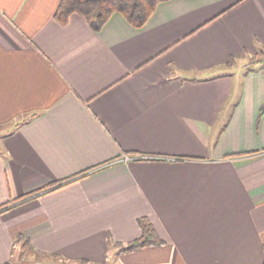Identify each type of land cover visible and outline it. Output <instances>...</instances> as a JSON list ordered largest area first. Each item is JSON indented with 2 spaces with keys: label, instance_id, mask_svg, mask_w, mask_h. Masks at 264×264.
Returning <instances> with one entry per match:
<instances>
[{
  "label": "crops",
  "instance_id": "0c3cea01",
  "mask_svg": "<svg viewBox=\"0 0 264 264\" xmlns=\"http://www.w3.org/2000/svg\"><path fill=\"white\" fill-rule=\"evenodd\" d=\"M60 2L0 0V264H263L264 0ZM142 218L164 244L114 259Z\"/></svg>",
  "mask_w": 264,
  "mask_h": 264
},
{
  "label": "trees",
  "instance_id": "16d2710c",
  "mask_svg": "<svg viewBox=\"0 0 264 264\" xmlns=\"http://www.w3.org/2000/svg\"><path fill=\"white\" fill-rule=\"evenodd\" d=\"M166 1L169 0H61L55 19L61 24H66L72 15L79 14L87 20L94 31L98 32L113 14L121 13L133 27L141 28L155 13L159 4ZM260 53L264 54V47L261 48ZM263 114L264 104L260 109L259 117ZM139 224L141 236L127 246H120L119 253H133L164 244L147 218L140 219Z\"/></svg>",
  "mask_w": 264,
  "mask_h": 264
},
{
  "label": "rangeland",
  "instance_id": "374dc122",
  "mask_svg": "<svg viewBox=\"0 0 264 264\" xmlns=\"http://www.w3.org/2000/svg\"><path fill=\"white\" fill-rule=\"evenodd\" d=\"M253 65H257L258 67H264V54L257 55L254 58H251V61L248 62L247 66L251 67ZM250 69V68H249ZM12 126L11 125H0V135L2 133H4L5 131L9 130ZM114 250V249H113ZM112 250V251H113ZM115 251V250H114ZM17 254H19V252H17ZM22 254V252L20 253ZM119 255L118 253L113 254V258H118L117 256ZM26 258L22 259L19 258L18 260H13L12 264H33L36 261H38V259H43L45 256L43 254H38L36 251L30 250V251H26L25 253ZM46 258V257H45ZM54 259V258H53ZM64 264H88L85 261H74V262H69L67 260H63ZM15 261V262H14ZM115 260L108 262L107 264H113Z\"/></svg>",
  "mask_w": 264,
  "mask_h": 264
}]
</instances>
